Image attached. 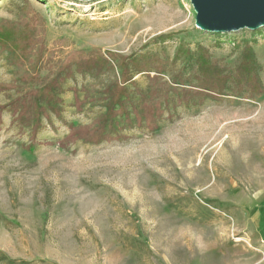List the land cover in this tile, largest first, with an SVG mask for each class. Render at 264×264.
<instances>
[{
	"label": "rangeland",
	"instance_id": "rangeland-1",
	"mask_svg": "<svg viewBox=\"0 0 264 264\" xmlns=\"http://www.w3.org/2000/svg\"><path fill=\"white\" fill-rule=\"evenodd\" d=\"M22 8L43 20L41 58L37 46L19 66L0 47V105L41 87L73 51L156 54L170 91L166 105L156 98L154 130L136 124L132 108L156 73L131 70L124 106L133 126L117 116L112 140L99 144L58 142L106 112L118 58L97 76L73 65L59 113L46 110L34 134L1 110L0 264H264V27L204 32L190 0H0V23L22 20ZM181 44L203 46L230 70L249 44L262 93H183L198 88L194 57L174 60ZM181 71L184 85L173 84Z\"/></svg>",
	"mask_w": 264,
	"mask_h": 264
},
{
	"label": "trees",
	"instance_id": "trees-1",
	"mask_svg": "<svg viewBox=\"0 0 264 264\" xmlns=\"http://www.w3.org/2000/svg\"><path fill=\"white\" fill-rule=\"evenodd\" d=\"M25 17L17 22L3 21L0 23V47L10 52L12 61L17 65L23 66L24 62L32 55L34 49L35 59L41 58L40 40L37 37L38 28L43 27V20L39 15L30 8L24 10ZM43 29V28H42ZM194 57L195 67H192V78L196 81L198 90L186 91L183 93L191 95L210 96L218 99L219 96L231 93L234 96H240L247 93L249 97L262 93V85L258 76V63L254 51L249 44H245L241 50L239 61L234 69L230 70L219 63L208 53V50L201 45H197L196 51L192 52L184 45H180L175 54L176 59L186 61ZM117 58L119 61H117ZM121 69L120 81L109 84L105 89V106L106 112L98 116L91 124L81 126H69L68 135L58 142L60 147H64L78 139L86 143L99 144L106 140H112L111 132L118 122L115 121L117 116H124L127 125L133 126L130 112L124 106L128 98V91L124 84L133 78L132 71L136 74L150 72L156 73L152 78V85L146 95H142L139 108L133 106L132 114L138 125H144L149 130L156 128V120L162 114L161 100L156 99L159 95L163 96L166 105L169 86L160 81V74L164 71L163 61L151 53L141 54L137 58L122 56L111 51L106 52V57L100 50L89 52L73 51L70 52L60 63L54 76L46 81L41 87L27 90L21 97L11 100L8 104L0 105L1 110L6 107L12 108L15 119L23 126H32L34 134L40 125L41 115L50 110L56 114L59 113V104L61 99L59 94L62 92L61 84L67 79L73 77L72 66H76L78 73H90L95 76L108 70H113L112 63ZM131 66V68L129 67ZM181 72L174 76L172 83L184 85L181 78ZM31 75L25 74L22 80L25 82L32 81ZM179 81V82H177ZM158 82V84H156ZM156 84V85H155ZM4 88V87H1ZM176 91L174 88H172ZM188 101V98H186ZM116 137H119L116 135Z\"/></svg>",
	"mask_w": 264,
	"mask_h": 264
},
{
	"label": "water",
	"instance_id": "water-1",
	"mask_svg": "<svg viewBox=\"0 0 264 264\" xmlns=\"http://www.w3.org/2000/svg\"><path fill=\"white\" fill-rule=\"evenodd\" d=\"M190 3L195 11V26L204 32L224 34L264 27V0H190Z\"/></svg>",
	"mask_w": 264,
	"mask_h": 264
}]
</instances>
